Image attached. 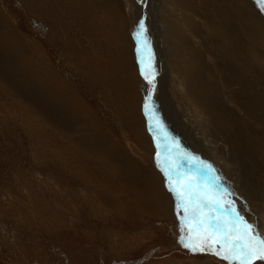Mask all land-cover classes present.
Here are the masks:
<instances>
[{"label": "rangeland", "instance_id": "rangeland-1", "mask_svg": "<svg viewBox=\"0 0 264 264\" xmlns=\"http://www.w3.org/2000/svg\"><path fill=\"white\" fill-rule=\"evenodd\" d=\"M147 1L0 0V264H229L181 242L205 194L219 206L212 214L203 208L204 215L231 220L243 233L238 214L264 237V181L232 167L254 163L214 142L206 146L197 132L212 138L210 124L223 125L224 139L237 138L262 166L264 11L257 0H166V35L161 6ZM135 36L144 46L143 71ZM180 49L165 66L163 56ZM168 68L199 103L202 120L210 118L208 127L188 129L163 115L168 105L171 118L196 119L182 99L174 102ZM147 96L154 97L160 163ZM147 167L176 180L177 211L149 213L132 199ZM153 189L150 200H160Z\"/></svg>", "mask_w": 264, "mask_h": 264}, {"label": "bare ground", "instance_id": "bare-ground-1", "mask_svg": "<svg viewBox=\"0 0 264 264\" xmlns=\"http://www.w3.org/2000/svg\"><path fill=\"white\" fill-rule=\"evenodd\" d=\"M138 1V0H137ZM146 1V0H145ZM149 1V3H151V5L153 4V3H155V2H157V4L159 5V7L161 6V9H160V16L162 15V18H161V21L162 22H160V21H156V23L157 22H160V32L161 31H165L164 30V28H166V26H167V24H166V22L164 21V16H163V13L165 12V9H164V7H163V4L165 5V6H167V1L166 0H148ZM147 1V2H148ZM155 1V2H154ZM188 1V0H187ZM128 2H130V4H131V2H132V0H128ZM143 5H144V3H143ZM150 5V4H149ZM150 5V6H151ZM154 5V4H153ZM131 6H132V4H131ZM130 6V7H131ZM138 6V5H137ZM140 6V5H139ZM147 6H148V3H147ZM150 6H148V8L150 7ZM170 6V5H169ZM133 8V7H132ZM152 8V7H151ZM157 8H158V6H157ZM169 8V7H168ZM142 10V9H141ZM145 10V9H144ZM168 11H169V9H167ZM155 11V10H154ZM154 13V12H153ZM174 14L176 13V11L175 12H173ZM173 14V15H174ZM143 15L145 16V18H144V20H146V17H147V12H146V10L144 11V13H143ZM141 17V16H140ZM157 17V16H156ZM159 17V16H158ZM172 17H168L167 19H166V21H167V23L170 25V26H174V23L172 22ZM156 20V19H155ZM154 20V21H155ZM160 20V19H159ZM139 21V20H138ZM143 21V20H142ZM163 21L165 22V25H163ZM138 23V22H137ZM142 24V23H141ZM141 24L139 23V24H137L138 26H137V29H140V26H141ZM159 25V24H158ZM144 27V26H143ZM146 27H147V25H146ZM169 26H167V28H168ZM145 28V27H144ZM136 29V30H137ZM146 29V28H145ZM142 31V30H141ZM158 31V32H159ZM159 32V33H160ZM143 33V31L141 32V34ZM170 32H167V31H165V34L166 35H168ZM140 34V35H141ZM161 34V33H160ZM176 37V36H175ZM169 38V37H168ZM165 41V40H164ZM139 46L141 47V43H139V45L137 44V53H138V59L140 60V65H142V60H143V56H142V52H140V50L138 51V49H139ZM162 46L164 47V48H166V46H165V42H162ZM175 47V46H174ZM141 48H143L144 49V46L143 47H141ZM142 49V50H143ZM177 51V50H176ZM167 52V51H166ZM148 53V52H147ZM146 53V54H147ZM165 54V53H164ZM176 54V56L178 55L179 57H181V54H182V50L180 49L179 50V52L178 53H176V52H174L173 51V53H170L169 54V52H167V54H166V56H163L164 58H165V62H163L164 63V65L166 66V65H170L169 63H171L170 61V59H172V60H175L176 59V57H174V55ZM209 54V53H208ZM170 56V57H169ZM203 59V58H202ZM145 63H147V61H145ZM175 64V63H174ZM195 64V63H194ZM172 65H173V63H172ZM147 66V65H146ZM177 66V65H176ZM179 67H181V66H179ZM141 68H143V66H141ZM190 70V69H189ZM143 71V70H142ZM185 71V70H184ZM147 72V71H146ZM165 72H167V74H168V82H169V86L171 85V87L173 88V94L177 97V99H175V97H174V102L175 103H177L178 101H180V99H182V102L184 103V104H187V106L188 107H191V110H189L191 113H192V111L193 112H195L196 114H191V116H193L194 115V117L196 118L195 120H193V122H194V124H191V120H190V118H188V119H186L185 118V120L184 119H181V118H179V117H177L176 116V118H171V110H168L169 108H166L168 105H166L163 109H165V112L163 113V115L165 116V117H168L169 119H173L174 120V123L175 124H178V125H180V124H184V126H187L188 127V129H195V127L197 126V125H200L201 123L200 122H203L204 124H205V126L206 127H208V123H209V120L208 119H210V118H208L207 120H202V110H201V108H200V105H199V103L198 102H195L194 100H192L191 98H187L186 97V95H185V92H184V88L181 86V84L179 85V84H176V81H175V78L172 76L171 77V72H170V68H168V69H165ZM180 75H182V73L180 74ZM151 76H152V78L154 79V74H151ZM160 76V75H159ZM148 77V76H147ZM180 78V77H179ZM241 78V77H240ZM163 80V79H162ZM190 80V79H189ZM154 82V81H153ZM181 83V82H180ZM183 83V82H182ZM184 84V83H183ZM154 85H156V84H154ZM144 86H145V89L146 88H151L150 87V85H149V82L147 81V80H145V84H144ZM147 86V87H146ZM155 87V86H154ZM151 92V91H150ZM164 92V91H163ZM188 92V91H187ZM152 94H153V92H152ZM165 95V94H164ZM167 95V94H166ZM162 97H163V95H162ZM189 99V100H188ZM227 100V99H226ZM190 101V102H189ZM153 102H154V97L152 98V97H150V96H147V103H146V114H145V117H146V115L148 116V120H150V129H151V131H152V133L154 134V136H155V139H156V132H157V126L158 125H155V123L151 120V118H150V106H152V104H153ZM166 103V102H165ZM170 103H172V102H170ZM181 105V104H180ZM202 106V105H201ZM154 107V106H153ZM248 109V108H247ZM253 109V108H252ZM249 110V109H248ZM189 112V113H190ZM247 112V111H246ZM145 113V112H144ZM153 113V112H152ZM175 113V112H174ZM251 114H254V113H251ZM175 115H177V114H175ZM190 116V117H191ZM253 116V115H252ZM173 117V116H172ZM185 117H187V115L185 116ZM217 118V117H216ZM253 118V117H252ZM162 119V118H161ZM180 119V120H179ZM193 119V118H192ZM255 119V118H254ZM214 121V120H213ZM215 121H216V119H215ZM196 122V123H195ZM216 123V122H215ZM172 124V123H171ZM202 125V124H201ZM217 125H219V124H217ZM204 126V125H203ZM223 126V125H222ZM222 126H219L220 128H217V126H215V128H214V126H213V124H210V127H212V130H210L209 131V129H207V132H205L206 134L208 133V131H209V133L207 134V136H211L212 138H209V137H206V136H204V133L202 134L200 131H197V132H199L202 136H203V140L205 141V143H207L206 144V146L208 145V142H214L213 144H215V147H218V149L219 148H222L223 147V150L225 149V148H227V150H233L234 152H238L239 154V156H244L249 162H252V163H254L253 165H254V167H251V166H248L247 164H244L243 162L242 163H240V162H236L235 163V161H234V166H232L233 168H235V169H237V173L239 174V176H243L244 174L246 175V174H256L257 176H259V178H260V180H263L264 181V161L263 160H261L262 161V166L259 164V165H257L256 163H255V161L254 160H256V159H254V158H252L251 157V153H249V152H247V149L245 148V145H244V143L242 144V143H238V139L235 137V135H234V133L233 132H230L236 139H231L230 141H227V140H225L224 139V136H227V134H226V130L223 132V130H222ZM198 128V127H197ZM215 130V131H214ZM191 132H193L192 130H190ZM205 131V130H204ZM215 132V133H214ZM160 133V132H159ZM222 133H224V134H222ZM261 134V133H260ZM263 134V133H262ZM157 136H158V134H157ZM223 137V138H222ZM231 137V136H230ZM139 138V137H138ZM166 140H167V138H166ZM166 140H165V143H166ZM229 140V139H228ZM259 140V139H258ZM224 142V144L222 145V143L221 142ZM163 142V141H162ZM171 142V141H170ZM156 144H157V147H158V149H157V153H156V157L158 158V161H159V163L161 162V160L163 159L162 157H163V153H162V151H161V149L163 148V145H161L160 143H159V141L156 139ZM168 144V143H167ZM166 145V144H165ZM169 145H170V143H169ZM172 145V144H171ZM225 146V147H224ZM139 147V146H138ZM250 147V146H249ZM250 149V148H249ZM140 150H142L141 148H140ZM217 150V149H216ZM215 150V151H216ZM222 150V151H223ZM226 150V149H225ZM224 150V151H225ZM148 152V151H147ZM214 152V151H213ZM145 153H146V151H145ZM175 153H178V151L177 152H175ZM260 153V152H259ZM140 154V153H139ZM184 154V153H183ZM261 154V153H260ZM181 155V154H180ZM144 156V155H143ZM171 156H174V155H171ZM156 158V159H157ZM237 158H238V156H237ZM184 159V158H183ZM222 159V161H224L225 163H226V165H227V162H228V164L230 163V162H232V161H230L229 162V160H226L224 157H222L221 158ZM263 159V158H262ZM241 161V160H240ZM159 163H157L158 165H159ZM261 163V162H260ZM162 164V163H161ZM165 164H166V160H165ZM182 165V164H181ZM180 165V166H181ZM191 165V164H190ZM179 166V167H180ZM187 166H188V164H187ZM257 166V167H256ZM259 166V167H258ZM160 167V166H159ZM182 168V167H181ZM192 168V167H191ZM257 168H259V169H257ZM138 168H136L135 169V171H131L129 174H128V179L130 180V181H134L135 179H134V176H135V174L137 173L136 172V170H137ZM188 169V168H187ZM140 170V169H139ZM152 170V169H151ZM183 170V169H182ZM190 170V169H189ZM192 170V169H191ZM175 171V170H174ZM244 171H245V173H244ZM124 175V174H123ZM261 175V176H260ZM125 176H127V175H125ZM246 177V176H245ZM248 178V177H247ZM255 178H257V182H259V180H258V177H255ZM242 179V178H241ZM136 182H137V185H136V187H134V190H135V188H136V190H137V192L136 191H134L133 189V191L134 192H132V193H130L131 195H133L132 196V199H133V197H137L136 199L138 200L139 198H140V201L142 202V204H143V207L149 212V213H153V212H162L163 213V215H167V213L169 212V211H171V210H175V211H177L178 209H177V204H179L178 203V197L179 196H177V194L181 191V188L179 189V186L177 185V182H176V180H173L172 178H171V176L169 175V173H167L166 172V169L164 170H160V171H158V170H156L155 169V171L153 170V171H149V169H148V167L144 170V171H142V172H140V175L139 176H136ZM176 182V183H175ZM251 183V182H250ZM257 184V183H256ZM262 184V183H261ZM158 185V186H157ZM194 185V184H193ZM248 185V184H247ZM152 186H153V188L155 189H157V191H159L161 194V199L160 200H158V201H155V199H154V201H151L150 200V197H151V195H152ZM157 186V187H156ZM257 186H259V185H257ZM261 187H263V185L262 186H260V188ZM153 189V190H154ZM156 191V192H157ZM155 191H154V193H156ZM182 192V191H181ZM181 192H180V194H181ZM183 198V197H182ZM139 202V201H138ZM177 209V210H176ZM170 213V212H169ZM168 213V214H169ZM212 214V213H211ZM238 225V224H237Z\"/></svg>", "mask_w": 264, "mask_h": 264}, {"label": "snow or ice", "instance_id": "snow-or-ice-1", "mask_svg": "<svg viewBox=\"0 0 264 264\" xmlns=\"http://www.w3.org/2000/svg\"><path fill=\"white\" fill-rule=\"evenodd\" d=\"M261 11H264V0H257ZM143 28V25H141ZM147 79V76L145 77ZM191 199V189H189ZM207 196H199L198 202L192 209V219L196 223L189 227L187 239H182L183 246L191 252H212L217 256L229 261V264H253L254 260L264 259V237L255 232L253 226L243 222L237 215V220L243 223L244 231L240 233L236 225L231 220L225 221L223 218H213L211 214L204 215L203 208H209L211 213L214 207H218V202L214 205L207 203ZM235 214V208L231 203ZM185 215H188V207L185 206ZM204 233L206 239L204 243H198L194 240L193 234ZM236 239L233 240L232 237ZM214 244L220 245V250H216Z\"/></svg>", "mask_w": 264, "mask_h": 264}, {"label": "water", "instance_id": "water-1", "mask_svg": "<svg viewBox=\"0 0 264 264\" xmlns=\"http://www.w3.org/2000/svg\"><path fill=\"white\" fill-rule=\"evenodd\" d=\"M135 39H136L137 44L139 45V40L136 36H135ZM137 55H138V53H137ZM139 65H140V60H139ZM140 68H141V65H140ZM141 70H142V68H141Z\"/></svg>", "mask_w": 264, "mask_h": 264}]
</instances>
